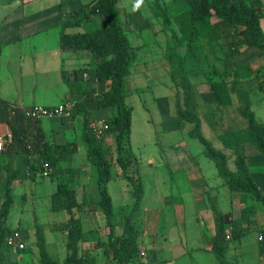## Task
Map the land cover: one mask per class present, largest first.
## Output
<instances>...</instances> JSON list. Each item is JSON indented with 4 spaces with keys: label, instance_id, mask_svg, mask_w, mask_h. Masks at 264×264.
Returning a JSON list of instances; mask_svg holds the SVG:
<instances>
[{
    "label": "trees",
    "instance_id": "obj_1",
    "mask_svg": "<svg viewBox=\"0 0 264 264\" xmlns=\"http://www.w3.org/2000/svg\"><path fill=\"white\" fill-rule=\"evenodd\" d=\"M10 2L12 0H0ZM186 8L174 14L156 12L161 18L165 31L171 32L173 39L178 35L173 30V23L179 26L181 41L190 46L197 36L203 37L214 48L220 39L217 23L219 21L233 26L242 43L247 47L257 48L264 52V17L263 0H183ZM119 0H91L81 8L66 15L62 21L61 48L64 51H90L93 58V67L83 65L72 71L63 70V79L68 85L71 94L82 98L72 101L70 119L83 116V131L87 151V159L95 167L98 178L99 205L108 220L110 228L107 241H98L95 247H103L104 253L112 264H129L136 262L140 257V246L137 233L132 223V215L138 210L144 196V185L140 176L130 172L135 155L131 146L133 106L126 102V80L131 73L135 61L133 46L125 28L123 18L118 10ZM100 16L104 23L96 22ZM82 27V30L68 31V28ZM0 39V57L2 54ZM241 50L236 49L232 54ZM167 58L171 65L172 79L181 95L178 101L176 116L179 121L194 124L188 135L197 139L203 146L204 153L212 159L218 169L220 177L232 190L251 194L253 199L262 203L264 210V193L250 171L243 144L252 143L264 154V121L256 118L252 110L250 96L239 90L234 83L228 86L224 80H210V87L216 94L218 103L229 105L232 95L236 94L242 103L240 115L247 121V126L237 130L223 132L219 138L225 148L231 149L234 154L235 170L229 167L230 156L216 148L202 131V120L198 113L195 100V89L189 80V70L184 58L176 50L168 52ZM251 71V65L246 66ZM94 84V85H92ZM96 96V109L114 114L106 119L109 128L106 132H114L117 163L123 177L133 187L134 204L131 212L126 216L130 232L127 235H115L114 206L108 191V183L114 174V163L107 153L102 137H99L92 127L93 111L85 101V97ZM104 112V111H103ZM0 122H6L11 128V141L3 152H0V168L7 173L6 180L1 183L2 203L0 207V264H9L13 261L14 248L7 243V237L13 230L6 226V219L13 205V184L23 173V157L35 155V161L28 166V176L33 178L38 172L44 175L56 174L60 167V155L78 151L76 140L64 143H53L46 139L41 126V119H31L23 114L22 108L11 105L0 97ZM18 155L16 162L14 156ZM57 190L52 195V209L66 210L69 219L55 222L51 229L66 234L67 255L62 261L51 256L47 248V239L42 225L36 229V245L39 249L40 264H100L95 255L88 250L81 251L80 243L86 237L82 219L77 211L83 208L77 191L70 185L65 175H57ZM209 196L210 194L207 193ZM211 199V197H210ZM214 213L216 234L212 238L211 250L219 264H233L227 259L230 249V240L240 239L252 229L259 230L260 252L264 254V223L260 224L257 218L259 207L252 203L241 209V217L245 223L235 224L232 214L219 210L216 202L211 200ZM20 229V228H19ZM231 234H230V233ZM230 236L229 238L227 236ZM16 253H30L31 248L15 249ZM23 264H36L24 262Z\"/></svg>",
    "mask_w": 264,
    "mask_h": 264
},
{
    "label": "rangeland",
    "instance_id": "obj_2",
    "mask_svg": "<svg viewBox=\"0 0 264 264\" xmlns=\"http://www.w3.org/2000/svg\"><path fill=\"white\" fill-rule=\"evenodd\" d=\"M133 2L134 0H119L118 10L132 42L135 56L131 73L126 80L125 92L126 102L133 106L131 146L135 158L134 163L130 166V171L133 170L135 176L141 177L145 189V204L150 205L152 201L154 202L155 197L158 198L159 190L170 189L172 187L170 181L175 183L173 185H179L181 174L179 172L171 173L170 167L196 164V172L200 169L203 178L199 172H195L194 178H197L202 185L205 183L213 186L220 184L216 196L213 193L210 196L206 194L210 205L211 200L216 202L218 196L219 208L222 211L231 210L230 213L235 215L233 221L238 224V222L245 223V219L240 216L241 208L244 205L256 203L259 207L256 216L262 223L264 220L262 203L253 199L251 194L232 191L227 185H223V178L218 175L215 162L206 156L202 144L187 133L194 124L177 119L176 111L181 95L172 79L171 65L167 54L176 50L177 54L185 59L190 72L189 80L195 89V100L202 120V131L216 148L229 154V167L235 170L234 154L231 149L223 146L219 136L223 132L242 128L246 124L247 121L239 113L242 103L237 95L233 94L234 99L229 105L219 104L209 82L213 79L224 80L229 87L236 83L239 90L250 96L252 110L255 112L256 118L259 121H264V52L256 50L261 56L252 54L253 56L250 57V47H246L244 43L238 41L241 39L237 30L229 24L220 22L216 15L213 20L217 23L220 39L214 44V48L200 36L195 38L192 45L187 46V43L180 39L179 26L176 23L172 25L179 37L173 39L172 33L164 30L161 18L156 14V12H162L163 15L169 13L174 16L186 8V3L183 0H145V4L140 10L135 12L132 11ZM262 27L264 30V17L262 18ZM69 29L82 30V27ZM236 49L245 50L232 54ZM252 50L255 52V49ZM250 58L253 61H250ZM250 65L252 70L248 71L246 66ZM96 98V96L89 97L88 102L90 106L94 107L93 121L101 124L114 114V110L109 112L97 110L95 107ZM63 120L67 121L68 118ZM73 123L74 130L69 132L67 139L79 142L77 152V159H79L86 154L85 142L82 137V116ZM11 135L10 125L0 122V136L7 138L9 143ZM105 138L109 140L106 145L107 153L114 158L116 154L114 132H105L102 140ZM248 146L255 149L252 144H247L244 147L246 152L249 149ZM85 160L87 161V157ZM34 161L35 158L32 157L31 163L28 164H32ZM0 162H2L1 159ZM68 162L69 156L64 157L62 160L64 170L69 168ZM114 165L119 168L117 163ZM92 172L95 180L96 169L93 166ZM57 173L69 176L68 172L57 171ZM57 175L42 176V172L39 171L34 179L24 178L14 185L12 193L14 202L6 219V226L11 230L20 228L26 237V246L32 251L16 253L17 251L14 249L13 261L9 264L41 263L39 249L36 245L38 224L44 228L47 248L51 256L62 261L67 255L62 232L51 229L54 222L68 216L64 210L51 209L50 194L57 189ZM5 176V171L0 168V207L2 203L1 183L4 182ZM256 179L261 184L264 193V177L257 175ZM131 207L127 205L117 209L114 220L118 223L119 229L123 225L126 214L131 212ZM163 207V219L159 226V232L167 231V244L175 247L176 245L182 246L183 242L186 248L194 249L193 256L195 258L189 253L188 257L178 259L177 264H197L199 244L193 237L190 227L193 225L194 219L188 215L186 223L181 226L173 225L170 221V212L166 210V204H163ZM171 212L175 219L177 212ZM142 214V212H137L136 219ZM259 237V230L252 229L240 239L230 240L231 248L227 252V259L233 264H264V255L260 252ZM211 255L213 264H218L215 254L211 253ZM137 262V264H151L149 258L145 257L142 262L138 258Z\"/></svg>",
    "mask_w": 264,
    "mask_h": 264
},
{
    "label": "crops",
    "instance_id": "obj_3",
    "mask_svg": "<svg viewBox=\"0 0 264 264\" xmlns=\"http://www.w3.org/2000/svg\"><path fill=\"white\" fill-rule=\"evenodd\" d=\"M89 2L90 0L0 1V39L3 45L0 57V97L3 100L11 105L25 108L36 104L55 106L64 101H74L82 98L80 95L70 93L68 85L63 79V70L72 71L83 65L93 67V58L90 51L76 52L73 50H62L61 34L63 31L62 21L65 19L66 15ZM95 19L99 24L104 23V20L100 16H96ZM67 30L71 32L78 31L75 29L70 30L69 28ZM249 49L251 50V53L250 50H248L250 57L253 56L252 54L260 55L258 51L261 50L253 47ZM252 49H255V52H253ZM244 50L245 49H242L241 51ZM250 61L253 60L250 58ZM88 98L89 97H85V101L90 105ZM232 99H234L233 95ZM90 107L94 109L93 106ZM78 117L74 119H70V116L42 118L41 126L45 132L46 139L53 143L73 141L68 140L67 137L69 132L74 130L73 122L76 121ZM65 118H68V120H63ZM246 126L247 122L242 128ZM107 141L109 142L108 138L103 140L105 146L107 145ZM247 144L252 143H244L243 148ZM253 147L255 149L248 146V153L245 149L244 151L250 171L262 189L256 176L260 175L264 177V154L254 145ZM77 152L60 155V167L57 171L69 173L68 178L70 185L76 189L78 199L83 205V208L77 211V215L82 219L86 234L85 239L80 243L81 251L88 250L91 254L96 256L100 264H112L104 253V248L95 247L99 240L107 241L110 232L108 220L98 203L99 191L97 174L94 180L92 165L88 159L87 161L85 160L87 151L85 156L79 159H77ZM66 156H69V168L64 170V168H62V160ZM32 157L36 158L35 155L23 157L24 170L15 180L13 187L18 181H21V179L30 178L27 170L28 165H30L28 163ZM115 157H111L113 163H115ZM17 159L18 155H15L14 161L16 162ZM113 168L114 174L108 183V191L112 197L115 218L118 208H123L127 205L133 208L134 195L133 187L131 183L123 177L122 171L119 169L120 167L118 168V166H116ZM196 169V164L170 167L171 173L179 172L181 174L179 185H173L175 183L170 181L172 187L165 191L163 189L159 190L160 193L158 194V198L155 197L154 202L152 201L150 205L145 204L146 198L144 189V196L140 207L132 215V223L136 229L140 250L141 252H145L144 256L140 253L139 259L141 262L143 261V257H145L149 258V263L151 264H177L178 259L188 257L189 253L195 258V256H193L194 249L191 250L190 248H186L182 241V246L176 245L174 247L171 244L168 245L167 231L162 233L159 232V226L163 219V204H166V210L170 212V221L173 225L181 226L183 223H186L188 215L194 219V223L190 227L193 237L199 244L197 247L199 250L197 252V264H213L211 244L212 238L216 234V224L214 213L211 205L208 203L206 194L213 193V195L216 196V191L220 187V184L217 186L206 185V183L202 185L197 178H194ZM2 171L5 170L2 169ZM130 172L133 173V170ZM197 172H199L201 178H203L200 169H198ZM5 174L7 176L6 171ZM47 176H56V174ZM222 184L226 185L224 180ZM54 192L50 194L51 209L52 195ZM155 202L156 205L153 206ZM234 202H236V200H234ZM216 204L219 208L218 196L216 197ZM219 210L222 211L220 208ZM171 211L177 212L175 213V215L177 214L175 219L172 217L173 213ZM230 211L231 210L222 212L232 214ZM137 212H142L143 214L137 216L136 219ZM69 216L68 213L65 219L57 222L66 221L69 219ZM231 217L235 218V215L232 214ZM113 221L115 223V235L129 234L130 228L126 222V217L121 229L118 228L116 220L113 219ZM263 223L264 220L262 223L260 222V224ZM62 234V238L66 244V234L63 232ZM137 263L136 261L129 264Z\"/></svg>",
    "mask_w": 264,
    "mask_h": 264
},
{
    "label": "built area",
    "instance_id": "obj_4",
    "mask_svg": "<svg viewBox=\"0 0 264 264\" xmlns=\"http://www.w3.org/2000/svg\"><path fill=\"white\" fill-rule=\"evenodd\" d=\"M72 101H64L55 106H43V105H32L25 108H22L23 114L31 119H42V118H55V117H69L71 108H72ZM92 127L96 134L99 137H102L106 130L109 128L107 122L97 123L92 122ZM8 143L7 138L4 136H0V151L4 150ZM44 175L47 176L48 170L46 169ZM230 237L229 235L227 236ZM7 243L13 247L14 249H21L25 248L26 246V239L23 236V232L21 229L17 228L12 231V233L7 237ZM141 255L144 256L145 252L142 251Z\"/></svg>",
    "mask_w": 264,
    "mask_h": 264
},
{
    "label": "clouds",
    "instance_id": "obj_5",
    "mask_svg": "<svg viewBox=\"0 0 264 264\" xmlns=\"http://www.w3.org/2000/svg\"><path fill=\"white\" fill-rule=\"evenodd\" d=\"M145 4V0H134L132 5V11H138Z\"/></svg>",
    "mask_w": 264,
    "mask_h": 264
}]
</instances>
